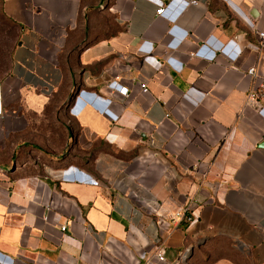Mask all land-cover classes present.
Returning <instances> with one entry per match:
<instances>
[{"label": "crops", "instance_id": "1", "mask_svg": "<svg viewBox=\"0 0 264 264\" xmlns=\"http://www.w3.org/2000/svg\"><path fill=\"white\" fill-rule=\"evenodd\" d=\"M0 1V264H264V0Z\"/></svg>", "mask_w": 264, "mask_h": 264}, {"label": "built area", "instance_id": "2", "mask_svg": "<svg viewBox=\"0 0 264 264\" xmlns=\"http://www.w3.org/2000/svg\"><path fill=\"white\" fill-rule=\"evenodd\" d=\"M190 5L197 4V0H188ZM163 10L162 7L156 10V14H160ZM253 32L257 35L258 41L254 44L253 50L259 55L264 49V32L254 30ZM245 75L249 77V86L245 93V104L251 107L254 111L260 112L264 107V72L258 74L256 71V66H250L245 70ZM141 91H145L146 87L144 84H141ZM127 94L126 87H120L119 89H114L110 91V96L114 98H119ZM48 209V207H46ZM188 205L182 210H187ZM187 220L192 221V219L187 218ZM61 231L64 230V227H60ZM155 255L159 260L163 259L161 249L156 248Z\"/></svg>", "mask_w": 264, "mask_h": 264}, {"label": "rangeland", "instance_id": "3", "mask_svg": "<svg viewBox=\"0 0 264 264\" xmlns=\"http://www.w3.org/2000/svg\"><path fill=\"white\" fill-rule=\"evenodd\" d=\"M96 22L97 25L95 26V30L96 32H100L104 28L103 26L104 24L107 26L110 23L109 15L107 14H101L100 16L96 15ZM115 28L116 27L113 24L112 29L115 30ZM16 40H17V29L9 30L8 24L5 21H2V19L0 18V79H2L8 71L11 50L14 47ZM67 111H68V107H61V108L57 106L51 107V111L49 110L48 117L49 119H52L53 116L55 115L56 118L59 119L63 115H65Z\"/></svg>", "mask_w": 264, "mask_h": 264}, {"label": "trees", "instance_id": "4", "mask_svg": "<svg viewBox=\"0 0 264 264\" xmlns=\"http://www.w3.org/2000/svg\"><path fill=\"white\" fill-rule=\"evenodd\" d=\"M102 5L104 6V3H102ZM0 18L2 19V21H5L8 24L9 30L17 29V26L15 25V23L12 22L9 18H7L3 14L2 9H1V1H0ZM110 28H111L112 32H114L115 30H117L118 27H116L115 30L112 29L113 26ZM96 33H97V36L100 34V32H96Z\"/></svg>", "mask_w": 264, "mask_h": 264}, {"label": "water", "instance_id": "5", "mask_svg": "<svg viewBox=\"0 0 264 264\" xmlns=\"http://www.w3.org/2000/svg\"><path fill=\"white\" fill-rule=\"evenodd\" d=\"M11 168H13V167H11ZM191 252H192V248H189L188 253L184 256V259L188 258L191 255Z\"/></svg>", "mask_w": 264, "mask_h": 264}]
</instances>
